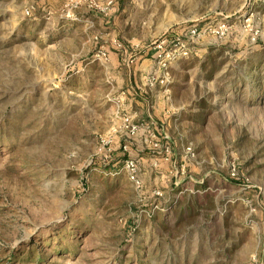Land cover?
Segmentation results:
<instances>
[{
  "label": "rangeland",
  "instance_id": "rangeland-1",
  "mask_svg": "<svg viewBox=\"0 0 264 264\" xmlns=\"http://www.w3.org/2000/svg\"><path fill=\"white\" fill-rule=\"evenodd\" d=\"M257 71L264 0H0V264H264Z\"/></svg>",
  "mask_w": 264,
  "mask_h": 264
},
{
  "label": "built area",
  "instance_id": "built-area-1",
  "mask_svg": "<svg viewBox=\"0 0 264 264\" xmlns=\"http://www.w3.org/2000/svg\"><path fill=\"white\" fill-rule=\"evenodd\" d=\"M225 30H226V24L222 22L218 24L212 32H214L218 36H221L224 34ZM199 32L200 30H198V28L194 26L188 30L187 32L188 36H186L185 41L180 40L179 37L176 38L174 37L169 41L162 40L161 42L157 43L156 47L159 49H161L162 46L167 47V50H165L163 54L157 55V59H156L157 64L165 66L172 60L187 57L191 52L188 47V40L190 41L191 39L199 36ZM123 167L127 172L128 179L131 182L138 184L134 159L129 157L125 159Z\"/></svg>",
  "mask_w": 264,
  "mask_h": 264
},
{
  "label": "trees",
  "instance_id": "trees-1",
  "mask_svg": "<svg viewBox=\"0 0 264 264\" xmlns=\"http://www.w3.org/2000/svg\"><path fill=\"white\" fill-rule=\"evenodd\" d=\"M248 64H250V66H249V68L251 67L252 68V71H251V73L257 68V66H258V64L257 63H254V64H252V62L251 61H249L248 62ZM258 73H256L255 75H254V80H256L257 82L256 83H260L261 82V79L262 78H264V71L263 72H259V71H257ZM250 73V74H251ZM252 75V74H251ZM67 243V240L65 241L64 239L62 240V239H60V240H57L54 244H48V246L49 247H52L53 248V251L56 253V254H59V253H61V251L62 250H67V247L66 248H64V245L63 244H66ZM54 245V246H53ZM29 255V254H28ZM27 255V256H28ZM27 259V257L25 258V260ZM37 260V259H36ZM37 262H39L38 260H37Z\"/></svg>",
  "mask_w": 264,
  "mask_h": 264
}]
</instances>
